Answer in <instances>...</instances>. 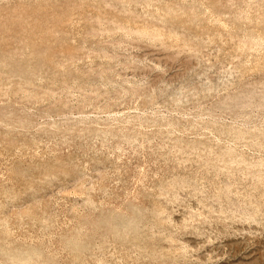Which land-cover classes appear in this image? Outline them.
Here are the masks:
<instances>
[{
  "label": "rangeland",
  "instance_id": "1",
  "mask_svg": "<svg viewBox=\"0 0 264 264\" xmlns=\"http://www.w3.org/2000/svg\"><path fill=\"white\" fill-rule=\"evenodd\" d=\"M112 1L0 0V264H264V0Z\"/></svg>",
  "mask_w": 264,
  "mask_h": 264
},
{
  "label": "bare ground",
  "instance_id": "2",
  "mask_svg": "<svg viewBox=\"0 0 264 264\" xmlns=\"http://www.w3.org/2000/svg\"><path fill=\"white\" fill-rule=\"evenodd\" d=\"M110 1H111V2H114V1H112V0H110ZM115 1H116V0H115ZM117 1H118V0H117ZM117 1H116V2H117ZM123 1H125V0H123ZM132 1H133V0H132ZM116 2H115V3H116ZM127 2H128V1H127ZM218 2H219V1H218ZM119 3H121V2H119ZM212 3H213V2H212ZM121 4H122V3H121ZM213 4H214V3H213ZM62 5H64V4H62ZM66 5H67V4H66ZM119 5H120V4H119ZM126 5H127V3H126ZM179 5H180V4H179ZM217 5H218V4H217ZM64 6H65V5H64ZM64 6H63V9H65ZM68 6H69V5H68ZM122 6H124V5L122 4ZM166 6H167V5H166ZM176 6H177V5H176ZM181 6H182V5H181ZM214 6H216V5H214ZM218 6H219V5H218ZM58 7H59V6H58ZM61 7H62V6H61ZM69 7H70V6H69ZM171 7H172V5H171ZM192 7H194V6H192ZM221 7H222V6H221ZM160 8H161V7H160ZM167 8H168V7H167ZM183 8H185V6H184ZM55 9H56V8H55ZM55 9H54V10H55ZM58 9H59V8H58ZM70 9H71V8H69V10H70ZM170 9H171V8H170ZM170 9H169V10H170ZM178 9H179V8H178ZM178 9H176V10H178ZM187 9H188V8H187ZM189 9H190V8H189ZM195 9H196V8H195ZM220 9H221V8H220ZM54 10H53V12H55ZM164 10H165V9H164ZM183 10H184V9H183ZM191 10H193V9H191ZM215 10H216V9H215ZM57 11H58V10H57ZM61 11H62V10H61ZM66 12H67V11H66ZM123 12H124V11H123ZM125 12L127 13V10H126ZM125 12H124V13H125ZM170 12H171V11H170ZM172 12H173V10H172ZM172 12H171V13H172ZM196 12H199V11H196ZM216 12H217V11H216ZM219 12H220V11H219ZM221 12H222L221 14L224 13V11H223L222 9H221ZM50 13H51V12H50ZM57 13H58L57 15H60V18H61V15H62V14H61V13L59 14V11H58ZM64 13H65V12H64ZM68 13H69V12H68ZM175 13H176V12H175ZM179 13H180V12H179ZM217 13H218V12H217ZM45 14H46V12H45ZM162 14H163V13H162ZM165 14H166V13H165ZM182 14H183V13H182ZM221 14H220V15H221ZM46 15H48V14H46ZM51 15H52V14H51ZM53 15H54V13H53ZM57 15L55 14L56 17H57ZM126 15H127V14H126ZM128 15H129V12H128ZM176 15H177V14H175V16H176ZM191 15H192V14H191ZM191 15H189L190 18H191ZM195 15H196V13H195ZM43 16H44V14H43ZM55 16H54L53 18H56ZM106 16H107V15H106ZM106 16H105V17H106ZM111 16H114V15H111ZM170 16H171V14H170ZM170 16H169V17H170ZM38 17H39V16H38ZM40 17H41V15H40ZM47 17H50V16L48 15ZM47 17H45V18H47ZM51 17H52V16H51ZM58 17H59V16H58ZM58 17H57V19H58ZM108 17H109V16H108ZM114 17H115V16H114ZM114 17H113V18H114ZM182 17H183V16H182ZM187 17H188V16H187ZM187 17L184 18V19H187ZM262 17H263V16H262ZM41 18H42V17H41ZM45 18H44V19H45ZM60 18H59V19H60ZM63 18H64V16H63ZM99 18H101V17H99ZM109 18L111 19V17H109ZM115 18H117V16H116ZM115 18H114V19H115ZM174 18L176 19V17H174ZM178 18H179V17H178ZM192 18H193V17H192ZM236 18H237V17H236ZM238 18H239V17H238ZM44 19H43V20H44ZM57 19H56V20H57ZM96 19H98L97 16H96ZM101 19H102V18H101ZM101 19H100V21H101ZM169 19H170V18H169ZM172 19H173V18H172ZM180 19H181V18H180ZM188 19H189V17H188ZM199 19H200V18H199ZM263 19H264V18H263ZM39 20H40V19H39ZM43 20H42V21H43ZM50 20H51V18H50ZM52 20H54V19H52ZM104 20H105V19H104ZM111 20H112V19H111ZM176 20H177V19H176ZM195 20H196V19H195ZM195 20H194V18H193V21H195ZM200 20H201V19H200ZM200 20H198V21H200ZM256 20H257V19H256ZM44 21H46V19H45ZM48 21H49V20H48ZM107 21H108V19H107ZM116 21H117V20H116ZM178 21H179V19H178ZM184 21H185V20H184ZM184 21L182 20V22H184ZM189 21H190V20H189ZM196 21H197V20H196ZM55 22H56V21H55ZM105 22H106V20H105ZM110 22H111V21H110ZM117 22H118V21H117ZM168 22H169V21H168ZM175 22L177 23V21H175ZM182 22H180V23H182ZM257 22H258V21H257ZM11 23H12V22H11ZM107 23H108V22H107ZM120 23H121V22H120ZM169 23H170V22H169ZM178 23H179V22H178ZM187 23H189V22H187ZM193 23H194V22H193ZM198 23H199V22H197V24H198ZM53 24H54V23H53ZM55 24H56V23H55ZM171 24H175V23H172V22H171ZM200 24H201V23H200ZM9 25H10V24H9ZM42 25H43V24H42ZM111 25H113V24L111 23ZM183 25H184V24H183ZM183 25H182V26H183ZM194 25H195V23H194ZM201 25H202V24H201ZM10 26H11V25H10ZM157 26H158V25H157ZM168 26H169V24H168ZM172 26H174V25H172ZM180 26H181V25H180ZM191 26H192V25H191ZM42 27H43V26H42ZM176 27H177V26H176ZM186 27H187V26H186ZM186 27H185V28H186ZM199 27H200V25H199ZM202 27H203V26H202ZM162 28H163V27H162ZM165 28H166V27H165ZM174 28H175V27H174ZM185 28H184V29H185ZM188 28H189V26H188ZM188 28H187V30L189 31ZM196 28H197V27H196ZM45 29H46V28H45ZM47 29H48V28H47ZM180 29H183V28L181 27ZM184 29H183V30H184ZM200 29H201V28H200ZM54 30H57V28L54 29ZM162 30H163V29H162ZM175 30H176V28H175ZM177 30H179V29H177ZM203 30H204V29H203ZM203 30H202V32H203ZM47 31H48V30H47ZM49 31H53V30H52V27H51V30L49 29ZM49 31H48V33H49ZM136 31H137V30H136ZM155 31H156V30H155ZM164 31H165V30H164ZM180 31H181V30H180ZM195 31H196V30H195ZM198 31H199V30H198ZM200 31H201V30H200ZM205 31H206V29H205ZM20 32H22V31L20 30ZM54 32H55V31H54ZM56 32H58V31H56ZM56 32H55V34H56ZM157 32H158V31H157ZM174 32H175V31H174ZM176 32H177V31H176ZM183 32H185V31H183ZM192 32H193V30H192ZM192 32L190 31V33H192ZM202 32H201V33H202ZM206 32H207V31H206ZM28 33H30V32H28ZM51 34H52V33H51ZM161 34H162V33H161ZM26 35H27V34H26ZM53 35H54V34H53ZM17 38H18V37H17ZM20 38H21V37H20ZM20 38H18V40H20ZM22 39H23V38H21V41H22ZM16 40H17V39H16ZM252 40H253V39H252ZM252 40H251V42H252ZM14 41H15V40H14ZM17 42H18V41H17ZM20 44H21V43H20ZM41 44H42V43H41ZM41 44H40V45H41ZM187 44H188V43H187ZM187 44H186V45H187ZM184 45H185V44H184ZM255 45H256V44H255ZM42 46H43V45H42ZM42 46H41V48H42ZM188 46H189V45H188ZM188 46H187V47H188ZM192 46H194V45H191V48H192ZM20 47H21V45H20ZM39 47H40V46H39ZM44 47H45V46H44ZM47 47H48V46H47ZM47 47H45V49H43V50L50 49V48H47ZM194 47H195V46H194ZM243 47H244V46H243ZM15 48H16V47H15ZM36 48H37V47H36ZM183 48H184V47H183ZM191 48H189V49L191 50ZM13 49H14V48H13ZM19 49H20V48H19ZM37 49H39V48H37ZM185 49H186V48H185ZM187 49H188V48H187ZM14 50H15V49H14ZM14 50H13V51H14ZM55 50H56V49H55ZM13 51H11V52L13 53ZM20 51H21V50H20ZM53 51H54V50H53ZM59 51H61V50H59ZM62 51H63V50H62ZM62 51H61V52H62ZM192 51H193V50H192ZM15 52H16V51H15ZM15 52H14V53H15ZM43 52H44V51H43ZM54 52H55V51H54ZM36 53H37V52H36ZM40 53H41V51H40ZM47 53H48V52H47ZM52 53H53V52H52ZM8 54H9V52H8ZM58 54H59V53H58ZM62 54L64 55V53H61V55H62ZM5 55H6V54H5ZM10 55H11V53H10ZM37 55H38V54H37ZM41 55H42V54H41ZM51 55H52V54H51ZM54 55H55V54H54ZM65 55H66V54H65ZM7 56H8V55H7ZM12 56H13V55H12ZM52 56H53V55H52ZM55 56H56V55H55ZM9 57H10V56H9ZM41 57H42V56H41ZM53 57H54V56H53ZM57 57H58V56H57ZM39 58H40V57H39ZM40 59H41V58H40ZM46 59H47V56H46ZM49 59H52V58H50V55H49ZM55 60H56V58H55ZM47 61H48V59H47ZM50 61H51V60H50ZM50 61H48V62H50ZM52 62H53V61H52ZM54 63H55V61H54ZM54 63H51V64L53 65ZM48 64H49V63H48ZM13 65H14V64H12V66H13ZM56 65H57V64H56ZM56 65H54V66L56 67ZM10 66H11V64H10ZM54 66H53V68H55ZM42 67H43V66H42ZM16 68H17V66H16ZM17 70H18V69H17ZM9 71H10V69H9ZM11 71H13V70H11ZM36 71H37V70H36ZM16 72H17V71H16ZM16 72H13V73H16ZM17 73H18V75H19V72H17ZM11 74H12V72H11ZM20 74H21V73H20ZM13 75H14V74H13ZM11 76H12V75H11ZM11 76H10V77H11ZM14 77H15V75H14ZM16 77H17V76H16ZM17 78H18V77H17ZM18 79H19V78H18ZM18 79H17V80H18ZM20 81H21V79H20ZM26 81H27V80H26ZM18 82H19V81H18ZM18 82H17V83H18ZM15 83H16V82H15ZM261 136H262V135H261ZM55 173H56V171H55ZM150 210H152V208H151ZM150 210H149V211H150ZM154 210H155V209L153 208L152 211L155 212L156 210H155V211H154ZM159 211H160V210H159ZM157 212H158V211H157ZM149 213H152V212L150 211ZM155 213H156V212H155ZM158 213H160V212H158ZM158 213H157V214H158ZM161 213H162V212H161ZM157 214H156V215H157ZM160 216H161V215H160ZM157 217H158V216H157ZM157 217H156V218H157ZM158 218H159V217H158ZM161 218H162V217H161ZM139 219H140V218H139ZM156 221H157V220H156ZM159 221H160V220H159ZM163 221H164V220L161 219V222H163ZM133 222H134V221H133ZM133 222L131 221V223H133ZM139 222H140V221H139ZM128 223H130V221H128ZM131 223H130V224H131ZM159 223H160V222H159ZM128 225H129V224H128ZM131 225H133V224H131ZM133 226H134V225H133ZM127 227H128V226H127ZM131 228H132V227H131ZM134 228H135V226H134ZM136 229H137V227H136ZM137 230H138V229H137ZM123 231H124V230H123ZM125 231H126V230H125ZM125 231H124V232H125ZM129 232H131V229H130V231H128V233H129ZM134 232H135V230H134ZM125 239H126V238H125ZM132 241H133V240H132ZM134 241H135V240H134ZM33 252H34V251H33ZM4 253H5V252H4ZM23 253H24V252H23ZM39 256H40V255H39ZM16 258H17V257H16ZM19 258H20V257H19ZM29 258H30V257H29ZM21 259H23V258H21Z\"/></svg>",
  "mask_w": 264,
  "mask_h": 264
}]
</instances>
